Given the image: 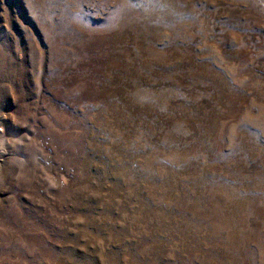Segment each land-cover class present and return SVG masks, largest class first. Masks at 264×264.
<instances>
[{
    "label": "rangeland",
    "instance_id": "1",
    "mask_svg": "<svg viewBox=\"0 0 264 264\" xmlns=\"http://www.w3.org/2000/svg\"><path fill=\"white\" fill-rule=\"evenodd\" d=\"M0 264H264V0H0Z\"/></svg>",
    "mask_w": 264,
    "mask_h": 264
}]
</instances>
